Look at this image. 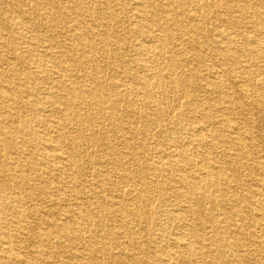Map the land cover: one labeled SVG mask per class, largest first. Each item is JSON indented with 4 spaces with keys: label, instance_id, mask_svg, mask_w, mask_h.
Listing matches in <instances>:
<instances>
[{
    "label": "bare ground",
    "instance_id": "bare-ground-1",
    "mask_svg": "<svg viewBox=\"0 0 264 264\" xmlns=\"http://www.w3.org/2000/svg\"><path fill=\"white\" fill-rule=\"evenodd\" d=\"M0 1V264H264V0Z\"/></svg>",
    "mask_w": 264,
    "mask_h": 264
},
{
    "label": "rangeland",
    "instance_id": "rangeland-1",
    "mask_svg": "<svg viewBox=\"0 0 264 264\" xmlns=\"http://www.w3.org/2000/svg\"><path fill=\"white\" fill-rule=\"evenodd\" d=\"M127 3H128V0H127ZM12 5L13 4H12L11 1H0V8H8L9 9ZM45 7H49V6L45 5ZM23 9L24 10L27 9V11H29V13H31V11L28 9V7L26 5H25V7H23ZM128 11H127L128 12V16L131 17L132 14H133V11H130V9ZM65 22H66L65 25H67V23L70 22V21L67 18V19H65ZM16 30L18 31V29H16ZM25 30H26L25 34L27 36L26 37V41H27L28 46L34 44V45H36V48L39 49V48H41L42 45H45L46 43H49V41H50L49 40V37H50V34L49 33L50 32H49V29L47 28V26L45 24L41 25L40 28L39 27H33V26L30 25V27L29 28L27 27ZM19 31L20 32H23V29L22 28H19ZM38 37L42 40L39 43H37V41H36V39ZM113 40H115V39H112L110 41L111 47L114 46V41ZM82 86L84 88H86L85 82L83 80H79V87H82ZM147 159L149 161V164H151V163L152 164H154V163L155 164H158V163H160V160H161V159H159V156L158 155H153V153H152V155H149ZM227 197H229V195ZM153 204H154V207H153L154 212L152 213L153 214V217L149 216V219L147 221V226H148V228L151 227V229H152V231L154 233L153 235H155V238H158L161 235L160 234V231L158 230V226L161 223L164 224V222H163L164 219H162L161 217H159L158 214L155 213V210L157 209V207L159 205L158 202L155 201V202H153ZM237 225H238L239 228L243 227L242 222L237 223ZM142 226H141V228H142ZM145 226H146V224L144 225V227ZM168 229H169V231L171 233L177 232V228H176L175 224L172 223V222L168 226ZM55 264H62V259L60 261H58V259H57L56 262H55Z\"/></svg>",
    "mask_w": 264,
    "mask_h": 264
}]
</instances>
